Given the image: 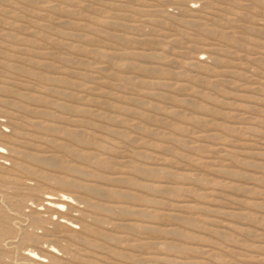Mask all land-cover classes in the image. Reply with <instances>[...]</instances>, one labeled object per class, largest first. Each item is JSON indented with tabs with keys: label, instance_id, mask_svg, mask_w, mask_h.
Listing matches in <instances>:
<instances>
[{
	"label": "rangeland",
	"instance_id": "374dc122",
	"mask_svg": "<svg viewBox=\"0 0 264 264\" xmlns=\"http://www.w3.org/2000/svg\"><path fill=\"white\" fill-rule=\"evenodd\" d=\"M263 179L264 0H0V264H264Z\"/></svg>",
	"mask_w": 264,
	"mask_h": 264
},
{
	"label": "bare ground",
	"instance_id": "6f19581e",
	"mask_svg": "<svg viewBox=\"0 0 264 264\" xmlns=\"http://www.w3.org/2000/svg\"><path fill=\"white\" fill-rule=\"evenodd\" d=\"M246 1H248V0H246ZM113 2H114V1H113ZM162 2H163V1H162ZM206 2H207V1H206ZM249 2H250V1H249ZM92 4H93V3H92ZM108 4H109V3H108ZM133 4H134V3H133ZM223 4H224V3H223ZM227 5H228V4H227ZM137 6H138V5H137ZM230 6H231V5H230ZM230 6H229V7H230ZM149 7H150V6H149ZM233 8H234V7H233ZM235 9H236V8H235ZM260 9H261V8H260ZM239 11H240V10H239ZM244 11H245V10H244ZM63 12H64V11H63ZM143 12H144V11H143ZM144 14H146V13L144 12ZM227 14H228V13H227ZM229 14H230V13H229ZM53 15H54V14H53ZM65 16H66V15H65ZM155 16H156V15H155ZM61 17H62V16H61ZM86 18H87V17H86ZM108 18H109V17H108ZM11 19H12V18H11ZM118 19H119V18H118ZM39 20H41V19H39ZM182 21H183V20H182ZM133 22H134V21H133ZM209 22H210V21H209ZM243 22H244V21H243ZM59 23H60V22H59ZM142 24H143V22H142ZM216 26H217V25H216ZM155 27H157V26H155ZM195 28H197V26H196ZM232 28H233V27H232ZM225 29H226V28H225ZM38 30H40V29H38ZM51 31H52V29H51ZM53 31H54V30H53ZM170 31H171V30H170ZM59 32H60V31H58V34H59ZM62 32H63V31H62ZM64 32H65V31H64ZM64 32H63V33H64ZM60 33H61V32H60ZM86 33H87V32H86ZM240 33H241V32H240ZM89 34H90V33H89ZM211 34H212V33H211ZM246 34H247V33H246ZM72 35H73V34H72V32H71V35H70V36L73 37ZM92 35H93V34H92ZM194 35H195V34H194ZM25 36H26V35H25ZM79 36H80V35H79ZM149 36H150V35H149ZM178 36H179V35H178ZM77 37H78V36H77ZM77 37H75V38H77ZM160 37H161V36H160ZM96 38H97V37H96ZM100 38H101V37H100ZM205 38H206V37H205ZM83 39H84V37H83V38L81 37V40H83ZM85 39H86V37H85ZM175 39H176V38H175ZM89 40H90V39H89ZM95 40H96V39H95ZM115 40H116V39H115ZM161 40H162V39H161ZM161 40H160V41H161ZM85 41H86V40H85ZM186 41H187V40H186ZM214 41H215V40H214ZM209 42H210V41H209ZM44 43H46V42H44ZM81 44H83V43H81ZM112 44H113V42H112ZM112 44H111V45H112ZM115 44H116V43H115ZM211 44H212V43H211ZM213 44H214V43H213ZM213 44H212V45H213ZM221 44H222V43H221ZM48 45H49V44H48ZM85 45H86V44H85ZM123 45H124V44H123ZM202 45H203V44H202ZM237 45H238V44H237ZM92 46H93V45H92ZM94 46H95V45H94ZM215 46H216V45H215ZM225 46H226V45H225ZM229 46H230V45H229ZM252 46H254V45H252ZM29 47H30V46H29ZM112 47H113V46H112ZM239 47H240V46H239ZM82 48H83V47H82ZM125 48H126V47H125ZM149 48H150V47H149ZM187 48H188V47H187ZM228 48H229V47H228ZM36 49H37V48H36ZM133 49H134V48H133ZM5 50H6V49H5ZM53 50H54V49H53ZM153 50H154V49H153ZM158 51H159V50H158ZM24 52H25V51H24ZM24 54H25V53H24ZM69 55H70V52H69ZM137 55H138V54H137ZM70 56H71V55H70ZM72 56H73V55H72ZM137 57H138V56H137ZM226 57H227V56H226ZM53 58H55V57L53 56ZM227 58H228V57H227ZM47 59H48V57H47ZM184 59H185V58H184ZM191 59H193V58H191ZM50 60H51V59H50ZM91 60H92V59H91ZM197 60H198V59H197ZM199 60H200V59H199ZM201 60H202V59H201ZM235 60H236V59H235ZM254 60H255V59H254ZM9 61H10V60H9ZM51 61H53V60H51ZM194 61H195V60H194ZM244 61H245V60H244ZM256 61H257V60H256ZM258 61H259V59H258ZM258 61H257V62H258ZM201 62H202V61H201ZM259 62H260V61H259ZM259 62H258V63H259ZM205 63H207V62H205ZM59 64H60V63H59ZM155 64H156V63H155ZM250 64H251V63H250ZM158 65H159V64H158ZM210 65H211V64H210ZM251 65H252V64H251ZM28 67H29V66H28ZM86 67H87V66H86ZM168 67H169V66H168ZM221 68H222V67H221ZM234 68H235V67H234ZM164 69H165V68H164ZM200 69H201V68H200ZM81 70H82V69H81ZM158 70H159V69H158ZM159 71H160V70H159ZM169 71H170V70H169ZM224 71L227 72V70H224ZM229 71H230V70H229ZM229 71H228V72H229ZM232 71H233V70H232ZM235 71H237V68H236ZM243 71H245V70H243ZM167 72H168V71H167ZM170 72H171V71H170ZM55 73H56V72H55ZM193 73H195V72H193ZM196 73H197V72H196ZM132 74H133V73H132ZM198 74H199V73H198ZM228 74H229V73H228ZM238 74H239V73H238ZM251 75H252V74H251ZM258 75H259V74H258ZM137 76H138V75H137ZM184 76H185V75H184ZM204 76H205V75H204ZM219 76H220V75H219ZM141 77H143V76H141ZM223 77H224V76H223ZM256 77H257V76H256ZM35 78H36V77H35ZM126 78H127V77H126ZM126 78H125V79H126ZM156 78H157V77H156ZM259 78H260V77H259ZM130 79H131V78H130ZM130 79H128V80H130ZM157 79H158V78H157ZM165 79H166V78H165ZM222 79H223V78H222ZM154 80H155V79H154ZM223 80H224V79H223ZM141 81H142V80H141ZM152 81H153V80H151V82H152ZM219 81H220V80H219ZM240 81H241V80H240ZM131 82H132V81H131ZM142 82H143V81H142ZM146 82H147V80L145 81V84H146ZM160 82H161V81H160ZM165 82H166V81H165ZM220 82H221V81H220ZM241 82H242V81H241ZM88 83H89V82H88ZM152 83H157V82L155 81V82H152ZM163 83H164V82H163ZM224 83H228V80H227V82H224ZM243 83H245V82H243ZM246 83H247V82H246ZM91 84H92V83H91ZM136 84H137V83H136ZM138 84H139V83H138ZM147 84H148V83H147ZM147 84H146V85H147ZM158 84H159V83H158ZM181 84H183V83H181ZM247 84H248V83H247ZM253 84H254V83H253ZM149 85H150V82H149ZM151 85H153V84H151ZM154 85H156V84H154ZM160 85H161V83H160ZM213 85H214V84H213ZM51 86H52V85H51ZM163 86H164V85H163ZM183 86H185V85H183ZM195 86H196V85H195ZM177 87H178V86H177ZM171 88H173V87H171ZM171 88H170V90H171ZM178 88H179V87H178ZM216 88H217V87H216ZM248 88H250V87H248ZM64 89H65V88H64ZM66 89H67V88H66ZM109 89H110V88H109ZM202 89H203V88H202ZM253 89H255V88H253ZM17 90H18V89H17ZM211 90H212V89H211ZM251 90H252V89H251ZM185 91H186V90H185ZM253 91H254V90H253ZM260 91H261V90H260ZM29 92H30V91H29ZM166 92H167V91H166ZM161 93H162V92H161ZM225 93H226V92H225ZM249 93H250V92H249ZM165 94H166V93H164V95H165ZM198 94H199V92H198ZM201 95L203 96V94H201ZM204 95H205V93H204ZM235 95L238 96V94H235ZM256 95H257V94H256ZM166 96H167V95H166ZM208 96H209V95H208ZM208 96H207V97H208ZM239 96H240V95H239ZM245 96H246V95H245ZM25 97H26V95H25ZM49 97H50V96H49ZM183 97H184V96H183ZM211 97H212V96H211ZM220 97H221V96H220ZM240 97H241V96H240ZM240 97H239V98H240ZM248 97L251 98V96H249V95H248ZM248 97H247V98H248ZM168 98H169V97H168ZM168 98H167V99H168ZM242 98H244V97H242ZM260 98H261V97H260ZM13 99H14V97H13ZM13 99H12V100H13ZM104 99H105V97H104ZM129 99H131V98H129ZM132 99H133V98H132ZM164 99H165V97H164ZM196 99H197V98H196ZM207 99H208V98H207ZM227 99H228V98H227ZM245 99H246V98H245ZM256 99H257V98H256ZM210 100H211V99H210ZM216 100H218V99H216ZM229 100H230V99H229ZM233 100H234V98H233ZM235 100H236V99H235ZM253 100H255V99H253ZM257 100H258V99H257ZM63 101H64V100H63ZM111 101H112V99H111ZM133 101H134V100H133ZM184 101H185V100H184ZM184 101H183V102H184ZM188 101H189V99H188ZM191 101H192V100H191ZM218 101H219V100H218ZM20 102H21V101H20ZM143 102H144V101H143ZM216 102H217V101H216ZM221 102H222V101H221ZM221 102H219V103H221ZM261 102H262V101H261ZM70 103H71V102H70ZM96 103H97V102H96ZM99 103H100V102H99ZM141 103H142V101H141ZM166 103H167V102H166ZM225 103H226V101H225ZM225 103H224V105H226ZM253 103H254V102H253ZM124 104H125V103H124ZM195 104H196V102H195ZM207 104H208V103H207ZM237 104H238V103H237ZM80 105H81V104H80ZM83 105H84V104H83ZM191 105H192V104H191ZM196 105H199V108H201V107H200V104H196ZM221 105H222V104H221ZM224 105H223V106H224ZM232 105H233V103H232ZM127 106H128V105H127ZM193 106H195V105H194V102H193ZM212 106H213V105H212ZM240 106L242 107V105H240ZM240 106H238V107H240ZM244 106H245V105H244ZM258 106H260V105H258ZM37 107H38V106H37ZM90 107H91V106H90ZM116 107H117V106H116ZM176 107H178V106H176ZM234 107H236V105H235ZM246 107H249V106H246ZM250 107H251V105H250ZM253 107H254V106H253ZM262 107H263V106H262ZM118 108H119V107H118ZM122 108H123V107H122ZM193 108H194V107H193ZM195 108H196V106H195ZM199 108H198V109H199ZM215 108H216V107H215ZM196 109H197V108H196ZM202 109H203V108H202ZM206 109L209 110V108H206ZM210 109L212 110L213 108H210ZM220 109H221V108H220ZM250 109H251V108H250ZM257 109H258V107H257ZM124 110H126V109L124 108ZM131 110H132V109H131ZM131 110H129V111H131ZM134 110H135V109H134ZM228 110H229V108H228ZM252 110L254 111V108H253ZM135 111H137V110H135ZM144 111H146V110H144ZM200 111H201V110H200ZM212 111H213V110H212ZM217 111H218V110H217ZM236 111H237V110H236ZM258 111L261 112V110H258ZM109 112H110V111H109ZM172 112H174V111H172ZM209 112H210V111H209ZM19 113H20V112H19ZM100 113H101V112H100ZM133 113H134V112H133ZM137 113H138V112H136V114H137ZM139 113H140V112H139ZM217 113H218V112H217ZM217 113H216V114H217ZM241 113H242V112H241ZM140 114H141V113H140ZM175 114H176V113H175ZM199 114H200V113H199ZM223 114H225V113H223ZM137 115H138V114H137ZM217 115H218V114H217ZM227 115H228V113H227ZM233 115H235V114H233ZM125 116H126V115H125ZM176 116H177V115H176ZM178 116H179V115H178ZM200 116H202V115H200ZM218 116H220V115H218ZM223 116H225V115H223ZM228 116H229V115H228ZM247 116H248V114H247ZM83 117H85V116H83ZM220 117L222 118V114H221ZM230 117H231V116H230ZM258 117H260V116H258ZM76 118H77V117H76ZM191 118H194V117H191ZM196 118H197V117H196ZM196 118H195V119H196ZM232 118L237 119L236 115H235V116H232ZM239 118H240V117H239ZM239 118H238V119H239ZM86 119H87V118H86ZM133 119H134V118H133ZM145 119H146V118H145ZM195 119H194V120H195ZM201 119H203V118H201ZM201 119H200V120H201ZM206 119H208V118H206ZM242 119H245V117L242 118ZM246 119H247V117H246ZM246 119H245V120H246ZM117 120H118V119H117ZM200 120H199V121H200ZM232 120H233V119H232ZM247 120H248V119H247ZM258 120H259V119H258ZM141 121H142V120H141ZM175 121H176V120H175ZM192 121H193V120H192ZM199 121H198V122H199ZM7 122H9V121H7ZM14 122H15V121H14ZM96 122H97V121H96ZM165 122H166V121H164V123H165ZM207 122H208V120H207ZM227 122H228V121H227ZM260 122H262V121H260ZM260 122H259V123H260ZM135 123H136V122H135ZM196 123H197V122H196ZM27 124H28V123H27ZM100 124H101V123H100ZM203 124H204V123H203ZM208 124H209V123H208ZM232 124H233V123H232ZM241 124H243V123H241ZM204 125H205V124H204ZM219 125H220V123H219ZM223 125H224V124H223ZM258 125H259V124H258ZM56 126H57V125H56ZM108 126H109V125H108ZM221 126H222V125H221ZM229 126H230V125H229ZM47 127H48V126H47ZM51 127H52V126H51ZM222 127H223V126H222ZM226 127H227V126H226ZM226 127H225V128H226ZM61 128H62V127H61ZM136 128H138V127H136ZM141 128H142V127H141ZM155 128H156V127H155ZM230 128H231V126H230ZM245 128H246V127H245ZM248 128H249V127H248ZM260 128H261V127H260ZM124 129H125V128H124ZM195 129H197V128H195ZM228 129H229V128H228ZM252 129H253V128H252ZM252 129H250L251 131H250V130H249V131H250V132H253V131L255 130V129H254V130L252 131ZM143 130L146 132L145 129H143ZM200 130H201V129H200ZM225 130H227V128H226ZM231 130H234V129L231 128ZM246 130H247V129H246ZM2 131H3V130H2ZM15 131H16V130H15ZM15 131H14V132H15ZM71 131H72V130H71ZM227 131H229V130H227ZM257 131H258V130H257ZM259 131H260V130H259ZM75 132H76V131H75ZM149 132H150V131H149ZM229 132H230V131H229ZM254 132H255V131H254ZM173 133H174V132H173ZM214 133H215V132H214ZM214 133H213V134H214ZM231 133H232V132H231ZM233 133H234V132H233ZM151 134H152V133H151ZM215 134H216V133H215ZM217 134H218V133H217ZM42 135H43V134H42ZM138 135H139V134H138ZM142 136H143V135H142ZM155 136H156V135H155ZM180 136H182V135H180ZM205 136H206V135H205ZM209 136H210V134L208 135V137H209ZM214 136H215V135H214ZM217 136H218V135H217ZM211 137H212V134H211ZM211 137H210V138H211ZM212 138H213V137H212ZM215 138H216V137H215ZM114 139H116V138H114ZM65 140H66V139H65ZM129 140H130V139H129ZM8 141H9V140H8ZM4 142H5V141H4ZM124 143H125V142H124ZM188 144H189V143H188ZM232 144H233V143H232ZM155 145H156V144H155ZM167 145H168V143H167ZM14 146H15V145H14ZM127 146H128V145H127ZM66 147H67V146H66ZM156 147H157V146H156ZM230 147H231V146H230ZM116 148H118V147H116ZM133 148H134V147H133ZM158 148H159V147H158ZM189 148H190V147H189ZM189 148H188V149H189ZM231 148H232V147H231ZM198 149H199V148H198ZM244 149H245V148H244ZM57 150H58V148H57ZM124 150H125V149H124ZM147 150H148V149H147ZM194 150H195V149H194ZM20 151H21V150H20ZM166 151H167V150H166ZM75 152H76V151H75ZM75 152H74V153H75ZM125 152H126V151H125ZM147 152H148V151H147ZM153 152H154V151H153ZM77 153H78V152H77ZM126 153H127V152H126ZM177 154H179V153H177ZM211 154H212V153H211ZM246 154H247V153H246ZM118 155H119V151H118ZM179 155H180V154H179ZM75 156H76V158H77V155H75ZM108 156H109V155H108ZM195 156H196V155H195ZM35 160H36V159H35ZM55 160H56V159H55ZM90 160H91V159H90ZM219 160H220V158H219ZM254 160H255V159H254ZM56 161H57V160H56ZM23 162H24V161H23ZM181 162H182V161H181ZM142 163H143V162H142ZM193 164H194V163H193ZM244 164H245V163H244ZM53 165H54V164H53ZM88 165H89V164H88ZM127 165H128V164H127ZM189 165H190V164H189ZM195 165H196V164H195ZM83 166H84V165H83ZM127 167H128V166H127ZM196 167H197V166H196ZM90 168H91V167H90ZM193 168H194V167H193ZM68 169H69V168H68ZM78 169H79V168H78ZM238 169H239V168H238ZM83 170H84V169H83ZM96 170H97V169H96ZM159 170H160V169H159ZM81 171H82V169H81ZM86 171H87V170H86ZM136 171H138V172H140V173H147L146 170H145L141 165L138 166V167H136ZM163 171H164V170H163ZM167 171H169V170H167ZM67 172H68V171H67ZM69 172H70V170H69ZM95 172H96V171H95ZM171 172H172V171H171ZM85 173H86V172H85ZM104 173H105V172H104ZM228 173H229V172H228ZM80 174H81V173H80ZM86 174H87V173H86ZM97 174H99V173H97ZM129 175H130V174H129ZM225 175H226V174H225ZM84 176H85V175H84ZM131 176H132V175H131ZM57 177H58V176H57ZM71 177H73V176H71ZM254 177H255V176H254ZM52 179H53V178H52ZM55 179H56V178H55ZM136 179H137V178H136ZM81 180H82V179H81ZM141 180H142V179H141ZM228 180H229V179H228ZM260 180H261V179H260ZM54 181H55V180H54ZM85 181H86V180H85ZM230 181H231V180H230ZM246 181H248V180H246ZM263 181H264V179H263ZM116 182H117V181H116ZM131 182H132V181H131ZM231 182H232V181H231ZM103 185H105V184H103ZM134 186H136V185H134ZM194 186H195V185H194ZM114 187H115V186H114ZM225 187H226V185H225ZM261 188H262V187H261ZM207 189H208V188H207ZM225 189H226V188H225ZM248 189H249V188H248ZM250 189H251V188H250ZM87 190H88V189H87ZM87 190H86V191H87ZM129 190H130V189H129ZM244 190H245V189H244ZM134 191H135V190H134ZM88 193H89V192H88ZM116 194H117V193H116ZM145 194H146V193H145ZM228 194H229V193H228ZM81 195H82V194H81ZM230 195H231V194H230ZM237 197H238V196H237ZM135 198H136V197H135ZM160 198H161V197H160ZM136 199H137L138 201H140V202L143 201L142 197H137ZM148 199H149V198H148ZM164 199H165V198H164ZM244 199H245V198H244ZM50 200H52V199L50 198ZM156 201H157V200H156ZM51 202H52V201H51ZM146 202H147V201H146ZM154 202H155V201H154ZM194 202H195V201H194ZM118 203H119V202H118ZM159 203H160V202H157L156 204H159ZM229 203H230V202H229ZM49 204H50V203H49ZM254 204H256V203H254ZM259 204H260V203H259ZM204 205H205V204H204ZM90 206H91V205H90ZM116 207H118V206H116ZM123 207H124V206H123ZM145 207H146V206H145ZM215 207H216V206H215ZM126 208H128V207H126ZM131 209H133V208H131ZM131 209H130V210H131ZM133 210H134V209H133ZM135 210H136V209H135ZM110 211H111V210H110ZM112 211L116 212L117 210H113V209H112ZM180 212H181V211H180ZM184 212H185V211H184ZM135 213H136V215H140V216H143V215H144V212H143V210H141V209L136 210ZM185 213H186V212H185ZM225 213H226V212H225ZM92 215H93V213H92ZM94 216H95V215H94ZM96 217H97V216H96ZM147 218H148V217H147ZM142 219H143V218H142ZM177 219H179V218H177ZM116 224H118V222H117ZM121 225H122V224H121ZM94 226H95V225H94ZM174 226H175V225H174ZM115 227H116V225H115ZM235 227H236V226H235ZM121 228H122V226H121ZM121 228H120V229H121ZM138 228H139V227H138ZM181 228H182V227H181ZM89 229H90V228H89ZM91 229H92V228H91ZM120 229H119V230H120ZM163 229H164V228H163ZM225 229H226V228H225ZM121 230H122V229H121ZM146 230H147V229H146ZM160 230H162V229L160 228ZM187 230H188V229H187ZM211 230H212V229H211ZM211 230H210V231H211ZM241 232H242V231H241ZM0 233H1V232H0ZM149 233H150V232H149ZM212 233H214V232H212ZM242 233H243V232H242ZM79 234H80V233H79ZM150 234H151V233H150ZM214 234H216V233H214ZM58 235H59V234H58ZM103 235H104V234H103ZM158 235H159V234H158ZM173 235H174V234H173ZM143 236H144V232H143ZM203 236H204V235H203ZM113 237H114V236H113ZM189 237H191V236H189ZM189 237H188V238H189ZM193 237H194V236H193ZM193 237H192V238H193ZM104 238H105V237H104ZM116 238H120V237H116ZM151 238H152V237H151ZM186 238H187V236H186ZM188 238H187V240L190 239V238H189V239H188ZM181 239H182V238H181ZM194 239H195V238H194ZM196 239H197V237H196ZM200 239H202V238H200ZM113 240H114V239H113ZM117 240H118V239H116V241H117ZM119 240H120V239H119ZM165 240H166V239H165ZM190 240H191V239H190ZM197 240H198V239H197ZM1 241H2V240H1ZM171 241H172V240H171ZM195 241H196V240H195ZM201 241H202V240H201ZM208 241H209V240H206L205 242H206V243H209L210 241H209V242H208ZM193 242H194V241H193ZM197 242H198V241H197ZM84 243H85V242H84ZM117 243H118V242H117ZM150 243H151V242H150ZM154 243H155V242H154ZM154 243H151V244L153 245ZM177 243H178V242H177ZM85 244H86V243H85ZM96 244H97V243H96ZM147 244H148V243H147ZM151 244H150V245H151ZM175 244H176V243H175ZM212 244H213V243H212ZM217 244H218V243H217ZM189 245H190V244H189ZM93 246H95V245H92L91 247H93ZM200 246H201V244H200ZM212 246H213V245H212ZM215 246H216V245H215ZM132 247H133V246H132ZM133 248H134V247H133ZM183 248H184V247H183ZM203 248H204V247H203ZM128 249H129V248H128ZM184 249H185V248H184ZM198 251H200V250H198ZM260 251H261V250H260ZM201 252H202V251H201ZM223 256H224V255H223ZM260 256H261V255H260ZM194 259H195V258H194ZM192 263H193V262H192Z\"/></svg>",
	"mask_w": 264,
	"mask_h": 264
}]
</instances>
